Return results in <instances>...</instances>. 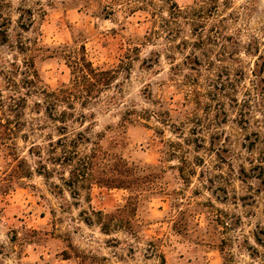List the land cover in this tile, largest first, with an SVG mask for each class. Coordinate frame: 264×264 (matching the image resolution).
Here are the masks:
<instances>
[{
    "label": "rangeland",
    "instance_id": "1",
    "mask_svg": "<svg viewBox=\"0 0 264 264\" xmlns=\"http://www.w3.org/2000/svg\"><path fill=\"white\" fill-rule=\"evenodd\" d=\"M149 1L0 0V264H264V0Z\"/></svg>",
    "mask_w": 264,
    "mask_h": 264
},
{
    "label": "trees",
    "instance_id": "2",
    "mask_svg": "<svg viewBox=\"0 0 264 264\" xmlns=\"http://www.w3.org/2000/svg\"><path fill=\"white\" fill-rule=\"evenodd\" d=\"M111 3L114 5L117 2H124L128 7V13H132L135 10H144L145 7H150L152 4L149 0H141L140 4H137V6L131 7L130 5L134 2V0H110ZM171 2V0H169ZM139 5V6H138ZM169 9H174V13L169 10V16L172 15H178L174 18H182V19H188V11H183L178 8V6L171 2V6ZM197 9L201 10L203 8L198 7ZM200 17V16H199ZM106 19V18H105ZM203 19V18H202ZM195 22H191V26L193 25L196 28H201L203 30V24L205 23L204 20H194ZM82 63L78 65V76H77V88H78V95L79 99L88 100L91 99L90 95L95 93H100L101 89L108 87L111 85V81L114 78V71H100L95 70L92 68V65L85 60L84 57L81 59ZM32 72L30 73V77L36 78L37 74L33 68H31ZM38 105V104H37ZM55 104H53L54 106ZM51 108V107H50ZM3 128L2 124L0 123V129ZM6 140L5 132H0V143L4 145V141ZM28 176L30 175L29 170L25 172ZM22 178V177H20Z\"/></svg>",
    "mask_w": 264,
    "mask_h": 264
}]
</instances>
